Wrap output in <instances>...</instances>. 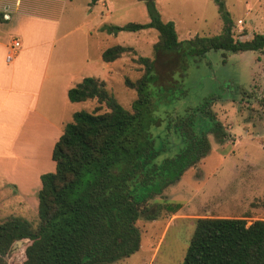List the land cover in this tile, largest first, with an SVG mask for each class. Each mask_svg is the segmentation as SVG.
Masks as SVG:
<instances>
[{
  "label": "trees",
  "instance_id": "trees-1",
  "mask_svg": "<svg viewBox=\"0 0 264 264\" xmlns=\"http://www.w3.org/2000/svg\"><path fill=\"white\" fill-rule=\"evenodd\" d=\"M136 1L144 4L147 23L99 29L107 34L156 32L153 59H133L142 74L134 82L125 80L136 95L130 110L96 78L86 77L67 91L70 103L95 100L98 106L75 112L55 143L54 172L39 177L36 226L15 217L0 223V264H7L4 258L16 241L28 244L19 262L10 264H116L130 257L141 242L136 222L153 221L162 209L174 213L180 207H149L148 202L207 156L210 136L218 145L227 140L212 105L234 102L238 88L228 82L183 108L179 102L188 90L174 75L186 59L200 61L211 51L222 52L223 62L224 53L263 51L264 35L234 40L232 21L222 1L215 0L220 33L179 41L174 24L161 20L156 0ZM134 52L115 45L101 53V61L113 63ZM102 106L106 110L98 113ZM181 264H264V218H197Z\"/></svg>",
  "mask_w": 264,
  "mask_h": 264
},
{
  "label": "rangeland",
  "instance_id": "rangeland-1",
  "mask_svg": "<svg viewBox=\"0 0 264 264\" xmlns=\"http://www.w3.org/2000/svg\"><path fill=\"white\" fill-rule=\"evenodd\" d=\"M109 1L112 13L107 24L110 26L143 24L148 20L142 2ZM220 1L232 21L234 40L246 41L254 34L264 35V0ZM155 7L163 22L174 24L179 41L220 33L221 20L215 0H159ZM76 24L77 19H74L73 26ZM77 35L73 32L68 35V40ZM107 35L108 40L103 46H130L135 52L106 65L100 60L95 61L96 47L102 42L93 40L89 58L94 67L88 77L103 81L106 91L124 109L130 110L136 95L126 87L125 80L134 82L142 74V67L133 59L138 56L153 59L156 32L143 30ZM64 41L58 43L62 45ZM222 54L211 51L200 61L186 59L174 78L183 79L188 90V96L179 102L183 108L196 105L203 98L219 92L228 82L238 88V91L233 90L236 95L234 102L225 99L212 105L213 112L228 134L227 140L218 145L210 136L211 148L207 156L186 170L160 196L148 202L149 207H161L165 203L179 204L180 207L174 213L162 209L153 221L138 220L136 227L141 236L139 250L116 264H181L197 218L246 217L248 221L264 218V50L224 53V62ZM241 90L244 92L242 95ZM68 105L71 106L61 117L66 123L71 121L74 112H91L98 106L95 100ZM100 109L98 113L106 110L103 106ZM51 138L52 134L36 128L28 131L29 145L18 147L37 152L46 149ZM35 172H14L11 176L25 179ZM10 217L25 220L34 228L37 224V193L20 192L15 185L0 181V223ZM26 244L27 241L15 250L11 249L4 258L6 263H18Z\"/></svg>",
  "mask_w": 264,
  "mask_h": 264
},
{
  "label": "crops",
  "instance_id": "crops-1",
  "mask_svg": "<svg viewBox=\"0 0 264 264\" xmlns=\"http://www.w3.org/2000/svg\"><path fill=\"white\" fill-rule=\"evenodd\" d=\"M0 13V181L33 194L40 189V175L54 172L52 149L70 122L61 117L71 106L68 104H78L67 100V91L88 77L94 67L90 44L102 42L96 47V62L109 48L103 46L109 35L99 29L110 21V1L0 0ZM73 32L77 37L68 40ZM62 40L61 45L58 42ZM13 41L18 47H13ZM7 55H12L9 62ZM87 68L89 71H82ZM36 128L52 134L46 149H20L18 146L29 145L28 131ZM34 171L25 179L11 176Z\"/></svg>",
  "mask_w": 264,
  "mask_h": 264
},
{
  "label": "built area",
  "instance_id": "built-area-1",
  "mask_svg": "<svg viewBox=\"0 0 264 264\" xmlns=\"http://www.w3.org/2000/svg\"><path fill=\"white\" fill-rule=\"evenodd\" d=\"M13 47H18V42L17 41H13ZM12 59V55H7L6 56V62H9Z\"/></svg>",
  "mask_w": 264,
  "mask_h": 264
},
{
  "label": "water",
  "instance_id": "water-1",
  "mask_svg": "<svg viewBox=\"0 0 264 264\" xmlns=\"http://www.w3.org/2000/svg\"><path fill=\"white\" fill-rule=\"evenodd\" d=\"M22 244H23L22 241H16V242L14 243V245L12 246V250H15L16 247L21 246Z\"/></svg>",
  "mask_w": 264,
  "mask_h": 264
}]
</instances>
